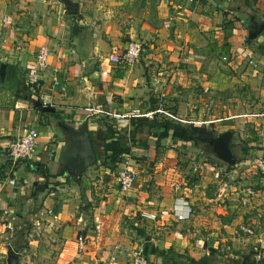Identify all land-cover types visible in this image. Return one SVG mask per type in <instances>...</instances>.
I'll return each mask as SVG.
<instances>
[{
    "label": "crops",
    "instance_id": "1",
    "mask_svg": "<svg viewBox=\"0 0 264 264\" xmlns=\"http://www.w3.org/2000/svg\"><path fill=\"white\" fill-rule=\"evenodd\" d=\"M261 23L264 0H0V68L18 71L0 81V258L33 237L39 255L51 257L41 248L53 246L55 264H107L113 254V264H131L137 251L152 264L264 260V174L256 167L264 28L250 38ZM134 41L143 44L140 58L114 62ZM42 46L46 70L34 62ZM162 94L174 119L159 117L146 131L117 117L154 108ZM84 122L99 157L74 178L59 161L61 125ZM30 126L39 132L35 156L13 165L4 146ZM228 130L234 165L208 143ZM125 154L137 180L123 192L116 175ZM246 186L257 192L242 205ZM80 234L89 241L84 253Z\"/></svg>",
    "mask_w": 264,
    "mask_h": 264
},
{
    "label": "built area",
    "instance_id": "2",
    "mask_svg": "<svg viewBox=\"0 0 264 264\" xmlns=\"http://www.w3.org/2000/svg\"><path fill=\"white\" fill-rule=\"evenodd\" d=\"M143 44L138 41L131 42L123 51H115L112 59L114 62L121 64H133L136 62L143 53ZM50 52L46 46H42L35 57V65L41 70H46L49 64ZM53 84H59L58 77L52 75ZM164 94L158 96L156 106L153 108L143 109L141 107L130 108L128 112L119 114L120 120H133L136 118H146L148 120H155L159 117L164 119H174L175 114H173L165 104ZM261 115L264 122V102L261 104ZM39 132L35 127H25L22 133L17 136L15 139L10 141L6 146H4V153L11 160L12 164L15 165L18 162L32 160L35 156V153L38 148ZM256 167L264 174V152L257 159ZM117 183L120 186V190L123 192L129 191L135 184L137 180V173L134 168V160L129 154H125L120 161L118 170H117ZM226 186L223 185L222 189ZM256 190L253 186H246L238 193V200L242 205H247L251 203L252 199L256 195ZM142 217L157 219L158 216L156 213H151L149 211H143L141 213ZM179 219H183L184 214H180ZM240 230L247 234H254L253 226L249 224H241ZM89 245L88 238L85 234H80L77 238V252L84 253ZM258 250V248H255ZM117 259L116 255H110L107 264L115 263ZM131 264H152L151 261L142 254L141 251L134 252L133 259Z\"/></svg>",
    "mask_w": 264,
    "mask_h": 264
},
{
    "label": "water",
    "instance_id": "3",
    "mask_svg": "<svg viewBox=\"0 0 264 264\" xmlns=\"http://www.w3.org/2000/svg\"><path fill=\"white\" fill-rule=\"evenodd\" d=\"M74 13L77 10L73 11ZM264 28V23L258 25L255 32L250 34V38H255ZM7 66L1 65L0 75L2 78L6 76ZM38 105L41 102L37 103ZM44 111H55L53 107H44ZM65 143L61 146L59 151V161L65 165L69 173L76 178L87 170L88 167L95 165L98 162L99 153L93 143L90 131L86 122L80 128L62 124ZM233 132L231 130L225 131L218 136L210 137L208 143L212 148V152L221 161L227 164L234 165L237 163V155L233 150ZM8 264H17L18 256L15 254L13 247L8 246ZM197 264H209L207 259H202Z\"/></svg>",
    "mask_w": 264,
    "mask_h": 264
},
{
    "label": "rangeland",
    "instance_id": "4",
    "mask_svg": "<svg viewBox=\"0 0 264 264\" xmlns=\"http://www.w3.org/2000/svg\"><path fill=\"white\" fill-rule=\"evenodd\" d=\"M30 238H24L21 241H17L14 243V251L15 254L18 256V263L17 264H55V258L56 255L55 252L52 250H55L53 246L45 244V246H42V250L46 249L47 251H51V257H44L43 255H39L37 252V247L32 246V242L30 241ZM47 246V248H46ZM5 258H0V264H8L7 263V252L4 253ZM180 264H187V263H180Z\"/></svg>",
    "mask_w": 264,
    "mask_h": 264
},
{
    "label": "trees",
    "instance_id": "5",
    "mask_svg": "<svg viewBox=\"0 0 264 264\" xmlns=\"http://www.w3.org/2000/svg\"><path fill=\"white\" fill-rule=\"evenodd\" d=\"M18 75V71H17V68L15 67V66H12V65H8L7 66V71H6V80H8L10 77H12V76H17ZM2 80V77H1V75H0V81ZM16 83H19L18 85H20L22 82L21 81H18V82H16ZM17 85V84H16ZM20 87V86H19ZM25 89H26V87H25ZM53 117H55V118H57V119H60V114L58 113V112H55V113H52L51 114ZM133 123L136 125L135 127H136V129H138V128H141V129H143V130H146V131H150L151 129H152V127H154L155 125H158L159 123L158 122H156V121H152V122H150L148 119H146V118H142V117H140V118H136V119H133ZM158 123V124H157ZM166 123V122H165ZM168 123V122H167ZM109 125V124H108ZM109 128H110V131L111 132H116L115 131V129H113V128H111V127H113V124H112V126L110 127V126H108ZM234 133L235 132H233V135H234ZM233 149H235V148H233ZM235 152V151H234ZM21 162H18L17 164H16V166H18L19 164H20ZM68 180V179H67ZM78 181L80 182L81 180L80 179H78ZM253 255H254V253H253ZM190 262H191V264H196V260L195 259H192V258H190ZM250 264H264V260H249L248 261Z\"/></svg>",
    "mask_w": 264,
    "mask_h": 264
}]
</instances>
